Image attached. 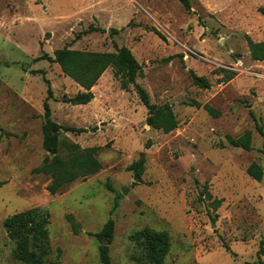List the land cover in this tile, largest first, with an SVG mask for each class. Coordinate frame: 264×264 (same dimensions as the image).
I'll use <instances>...</instances> for the list:
<instances>
[{"label": "rangeland", "instance_id": "374dc122", "mask_svg": "<svg viewBox=\"0 0 264 264\" xmlns=\"http://www.w3.org/2000/svg\"><path fill=\"white\" fill-rule=\"evenodd\" d=\"M189 3L187 9L179 0H0V264H25L13 256L3 221L29 208L48 212L44 264H102L103 240L110 264H151L133 238L143 227L167 231L163 264L256 258L264 240V60L251 57L248 38L264 44V0ZM65 45L128 47L142 67L137 82L150 103L171 105L176 128L147 125V108L132 86L120 87L111 67L92 87L89 105L70 103L82 89L45 57ZM191 72L209 86L196 85ZM47 85L50 117L83 128L59 137L97 146L102 165L54 194L46 188L49 175L34 172L48 154ZM248 129L251 150L229 144L227 134ZM252 161L263 170L260 180L246 172ZM110 218L112 237L97 238Z\"/></svg>", "mask_w": 264, "mask_h": 264}, {"label": "trees", "instance_id": "16d2710c", "mask_svg": "<svg viewBox=\"0 0 264 264\" xmlns=\"http://www.w3.org/2000/svg\"><path fill=\"white\" fill-rule=\"evenodd\" d=\"M189 8V0H179ZM156 34H162L151 28ZM250 55L254 60H264V44L261 41L254 42L248 38ZM46 55V54H43ZM39 56V58H42ZM48 60L58 64L61 71L80 85L73 97L68 98L72 104H84L93 98L91 87L107 67H111L113 75L118 79L122 89L133 87L142 104L147 108L145 123L163 132H169L176 128L177 119L171 105L167 102L156 105L149 102L148 92L137 82L136 78L142 75L141 64L136 60L130 49L126 46H117L113 51H86L71 48L68 45L57 48L52 56H45ZM38 59V58H36ZM233 72L227 73V79ZM193 82L200 87H208L209 83L203 76L191 72ZM1 86V79H0ZM46 99L43 102L42 146L48 152L43 162L34 168V172L49 175L51 178L46 188L51 194L63 191L68 184L92 175L102 167L96 157L97 146L80 148L67 139L60 138L59 132L82 131L83 128H74L70 125H61L50 117V108L47 103L52 97L49 85L46 88ZM210 114L217 115L209 105L204 104ZM258 131L263 135L260 129ZM229 144L251 150V131L245 130L239 136L226 135ZM264 143V137H263ZM246 172L256 180H260L263 174L262 168L254 161L246 167ZM48 212L40 208H29L12 214L4 219L3 225L9 238L14 243L13 256L25 264H44L43 256L50 250L48 240ZM113 234V220L108 219L102 228L94 233L97 238L110 239ZM141 245L143 256L148 263L163 264L164 257L169 249V235L165 230H156L143 227L133 236ZM228 248L226 244H224ZM264 253V240L259 241L256 250V258L245 260L241 264H262L261 255ZM99 258L102 264H110V256L107 245L99 246Z\"/></svg>", "mask_w": 264, "mask_h": 264}, {"label": "crops", "instance_id": "0c3cea01", "mask_svg": "<svg viewBox=\"0 0 264 264\" xmlns=\"http://www.w3.org/2000/svg\"><path fill=\"white\" fill-rule=\"evenodd\" d=\"M93 86H94V85H93ZM93 86H92V87H93ZM79 87L83 90V88H82L80 85H79ZM92 87H91V89H92ZM90 101H91V100H90ZM90 101H89V102H90ZM89 102H87L88 105H89ZM87 103H84V104H76V105H79V106H86Z\"/></svg>", "mask_w": 264, "mask_h": 264}, {"label": "water", "instance_id": "95a60500", "mask_svg": "<svg viewBox=\"0 0 264 264\" xmlns=\"http://www.w3.org/2000/svg\"><path fill=\"white\" fill-rule=\"evenodd\" d=\"M123 192H126V189L125 188L123 189ZM101 244L102 245H106L107 244V240H103Z\"/></svg>", "mask_w": 264, "mask_h": 264}]
</instances>
